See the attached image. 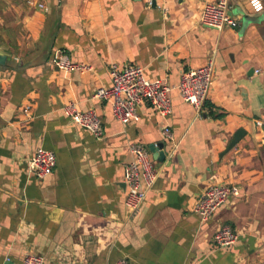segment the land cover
Returning <instances> with one entry per match:
<instances>
[{
    "label": "crops",
    "instance_id": "0c3cea01",
    "mask_svg": "<svg viewBox=\"0 0 264 264\" xmlns=\"http://www.w3.org/2000/svg\"><path fill=\"white\" fill-rule=\"evenodd\" d=\"M216 1L0 0V264L28 253L46 264H264V10L229 0L239 25L218 30L201 23ZM57 51L91 68L59 70ZM210 57L214 82L199 115L177 85ZM131 63L173 86L171 114L143 101L139 119L123 123L95 96L112 85V65ZM69 101L98 113L103 139L72 121ZM133 143L166 159L150 151L161 174L130 214ZM40 147L57 154L43 178L28 167ZM212 184L241 193L203 221L195 205ZM223 225L238 233L228 247L215 243Z\"/></svg>",
    "mask_w": 264,
    "mask_h": 264
},
{
    "label": "built area",
    "instance_id": "2783aa9c",
    "mask_svg": "<svg viewBox=\"0 0 264 264\" xmlns=\"http://www.w3.org/2000/svg\"><path fill=\"white\" fill-rule=\"evenodd\" d=\"M249 4L256 13L264 10V0H249ZM44 7L43 3L38 4ZM201 23L207 27L222 30L226 27L237 28L238 20L230 12L229 0H218L204 4ZM53 64L64 72L86 71L91 67L82 62L72 60L65 51H57L52 59ZM215 59L210 57L206 64L186 71L182 74L177 85L184 101L193 105L199 115L204 103L208 99L210 89L214 82ZM112 85L100 87L95 92L98 98L111 102L114 116L123 123L139 119L138 106L143 101L151 103L157 111L168 116L173 111L171 91L173 86L162 79H149L144 74V68L137 64H117L111 67ZM1 104V88H0ZM28 113L29 109H25ZM65 113L77 125L90 130L96 138L105 136L102 120L95 110L82 111L74 101L64 106ZM164 133L172 138L169 127ZM174 150L170 153L173 155ZM130 151L134 159L124 167V182L127 185L125 204L130 214H134L153 188L161 171L154 167L149 149L140 143H133ZM57 163L55 151L40 147L29 158L28 167L31 173L43 178L51 174ZM240 187L236 184H212L204 192L195 205V211L203 221L210 220L218 209L223 206L231 196H239ZM215 243L218 247H228L236 243L238 233L229 225H223L215 233ZM22 264H46L45 257L36 253L25 255ZM116 264H128L126 258H121Z\"/></svg>",
    "mask_w": 264,
    "mask_h": 264
},
{
    "label": "water",
    "instance_id": "95a60500",
    "mask_svg": "<svg viewBox=\"0 0 264 264\" xmlns=\"http://www.w3.org/2000/svg\"><path fill=\"white\" fill-rule=\"evenodd\" d=\"M6 56L0 53V63H5L6 61ZM150 151L154 153V157L159 160V161H165L166 159V152L165 151H160L159 147L155 145L150 146ZM7 264H12L11 262H8Z\"/></svg>",
    "mask_w": 264,
    "mask_h": 264
}]
</instances>
